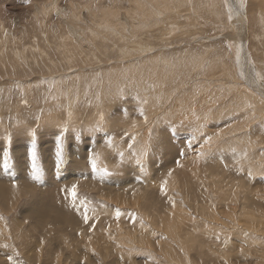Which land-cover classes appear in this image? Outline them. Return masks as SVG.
I'll use <instances>...</instances> for the list:
<instances>
[{
    "label": "rangeland",
    "instance_id": "obj_1",
    "mask_svg": "<svg viewBox=\"0 0 264 264\" xmlns=\"http://www.w3.org/2000/svg\"><path fill=\"white\" fill-rule=\"evenodd\" d=\"M224 4L0 0V44L11 50L9 59H0V264H223V257L264 264V79L255 75L264 78V0H245L239 15L232 10L233 20ZM126 45L134 49L126 53ZM32 132L37 180L30 176ZM90 151L111 176L93 174ZM203 169L224 181L210 192L198 187L199 198L197 182L188 178ZM73 183L75 206L61 191ZM199 199L208 201L201 207ZM207 204L216 217L206 216ZM150 206L155 213L175 210L194 235L164 237L168 230L161 234L145 217ZM191 236L212 241L198 250ZM130 249L143 254L134 251L129 261Z\"/></svg>",
    "mask_w": 264,
    "mask_h": 264
},
{
    "label": "snow or ice",
    "instance_id": "obj_2",
    "mask_svg": "<svg viewBox=\"0 0 264 264\" xmlns=\"http://www.w3.org/2000/svg\"><path fill=\"white\" fill-rule=\"evenodd\" d=\"M23 3L24 4H28L30 3V0H23ZM246 4H245V0H234V3L229 5L227 3V0H225V7H228L230 9V12H229V15H228V19L229 20H232L233 16H232V10H235L236 14L239 15L240 12L245 8ZM229 48L232 47L231 44H228L227 45ZM239 47V46H238ZM237 60H239V52H237ZM256 77L258 79H264L261 77V74L260 73H255ZM240 76L241 78L243 79L244 78V73L241 72L240 73ZM23 93V90L21 89V94ZM23 103H26V101H22ZM143 103H147V101H143ZM139 112H140V115H144V112H143V108H139ZM126 114V113H125ZM37 120L40 119L39 116L36 117ZM103 121V114H100L99 116V122H102ZM145 121H147V117H145ZM98 122V123H99ZM66 130V128H65ZM96 130H99V127L97 126ZM171 131L175 132V126H173L171 128ZM31 135V138H32V149L30 150L29 152V156L31 158V172H30V176H31V179L32 180H37L39 178V170L37 169V166H36V153H35V133L32 132L30 133ZM217 136L219 135V133L216 134ZM62 136H63V133H61V135L57 136L56 138V141H57V147H56V158H57V166L59 167L60 163L62 162ZM7 139H11V137H7ZM134 140V137L132 138ZM212 137L209 136L205 139V144H210L212 142ZM106 143L108 145V147H112V138L111 137H108L106 139ZM201 147L203 148V145H201ZM129 148L131 149L132 148V144H129ZM262 148V151H261V155H264V145L261 146ZM119 155L121 157H123L124 153L123 152H120ZM181 155H183V153H181ZM198 155H203V153H198ZM248 156V152L247 150H244L243 151V158H247ZM88 160H89V163L91 165V169H92V172L93 174H96V173H100L101 174V177L103 176H111L113 173L109 172V170L107 169V167H98L97 165V161L99 160V154L95 153L94 151H90L89 152V155H88ZM137 163H140L139 160L136 161ZM177 166H180L179 165V161H177ZM3 168L5 170H7L9 168V163H8V153L5 151L4 153V162H3ZM141 171H143V169H141ZM168 175H171V172L169 171ZM247 175L249 178H251L254 173L252 172L251 169H248V172H247ZM260 177L261 179H264V171H262L260 173ZM139 179V178H138ZM167 184V180H164L163 182H161L160 184V191L162 194L166 193V187L165 185ZM13 188H15L17 185L15 184V182H13ZM61 191L62 192H66L68 193L71 198H72V206H75L76 205V200H77V184L76 183H73L71 185L70 188H61ZM169 202L172 204L173 208L175 207V201H172L171 198H169ZM89 203H91L89 201ZM80 205H83L84 206V212H83V221L84 223L87 225L89 224V215H88V208H87V205L85 204V201L82 199L80 200ZM116 216L119 217L121 215V212L119 209L116 210ZM132 218L134 219L135 218V214L133 213L132 214ZM3 217L0 216V220H2ZM193 219H195L193 217ZM25 223H27V221H25ZM95 227V225H92L91 228L89 229L90 231ZM205 227H207V225H205ZM244 237L245 238H248L249 237V233L248 232H244L243 233ZM214 238L218 241V242H221V233L220 232H216L214 233ZM91 238L89 237V240ZM229 239H231V237H228L226 239H224L222 241V243L224 245H227L228 244V241ZM41 245L43 246L44 244V240L41 239L40 241ZM2 247L4 248H8L9 245L8 244H4L2 245ZM15 251V249H13ZM90 251H93V254L95 255V252L94 250H91ZM135 251L136 255H142L143 253L141 252V250H133V249H130L129 250V261H131V258H132V254L133 252ZM240 254L242 255L243 254V247L240 248ZM15 255L16 256H19V252L18 251H15ZM148 256L151 257V253H148ZM57 258H59V253H57ZM7 259L11 262L13 260V257L12 256H8ZM223 260V264H228V261L227 260H224L223 258H221ZM120 260L123 261L124 260V256H121L120 257ZM20 264H22V262H20Z\"/></svg>",
    "mask_w": 264,
    "mask_h": 264
},
{
    "label": "bare ground",
    "instance_id": "obj_3",
    "mask_svg": "<svg viewBox=\"0 0 264 264\" xmlns=\"http://www.w3.org/2000/svg\"><path fill=\"white\" fill-rule=\"evenodd\" d=\"M224 1V0H222ZM225 5V4H224ZM259 6V5H258ZM19 9V8H18ZM229 14V13H227ZM233 16V15H232ZM235 17V16H233ZM235 19V18H233ZM232 19V20H233ZM239 19V18H238ZM233 22V21H231ZM236 22V21H235ZM133 23V22H132ZM2 24V23H0ZM235 24V23H234ZM133 25V24H132ZM1 26V25H0ZM233 26V25H232ZM133 28V27H132ZM11 32V31H10ZM28 38V37H27ZM4 42V41H3ZM2 42V44H0V59H9L10 57V52L11 50H6L8 45H4ZM18 42V41H17ZM129 45V43H128ZM2 48V49H1ZM11 49V48H10ZM131 49H134L133 47L130 49L129 46H125V51L126 53H129V50ZM5 50L6 52H8V55L6 56V53L3 51ZM5 54H4V53ZM134 52V51H133ZM3 56V58H2ZM43 60L44 62H47V63H52V62H49L51 61L50 59H41ZM49 65V64H48ZM45 67V65H44ZM51 81V80H50ZM103 93H105V91L103 90ZM6 97H7V94H6ZM48 98V97H47ZM46 98V99H47ZM50 98V97H49ZM52 107V106H51ZM102 128V126H101ZM204 171V174L203 175H198L197 174V170H194L192 171V173L189 175V178L188 179H191V181H194V182H197L196 183V196H198L199 198H203L204 195L200 192L199 189H197L198 187H205V188H208L209 189V192H210V187L211 186H214V185H218L220 182L224 181V180H220V181H216L217 177H216V172L213 171V170H209V169H203ZM215 173V174H214ZM178 178V175L175 174L173 176V179H177ZM206 179V180H205ZM225 179V178H224ZM170 181H173V180H170ZM199 182V183H198ZM234 193H235V190L233 191L232 193V196L233 198L230 199V201H236V198L234 196ZM134 197L138 198L137 194H134ZM204 203L200 204V199L197 200L199 203V206H203L208 200L207 199H203ZM196 202V201H195ZM245 207V206H243ZM257 208L259 207H252V209L254 211H259ZM204 210H207V213L206 216L208 217H216V212H215V208L211 205V204H207L204 208ZM71 213H73L72 210H70ZM206 212V211H205ZM59 213L63 216V219L65 218L64 216V213H63V210L62 209H59ZM176 211H170V212H160V213H155L154 212V208L153 206H150L149 208V211L145 212V217H150L152 218L154 224L156 226H158L160 228V231H161V234H163L166 230L167 233H165L163 236L166 237V236H169L171 238H176L177 235L179 234L180 238H182L183 236L186 235H189L193 232V230H191V225L187 224L185 222V220H182V218L179 216V215H176ZM74 214V213H73ZM75 215V214H74ZM56 220H62V218H58L56 217L55 218ZM118 226V225H116ZM126 227V226H125ZM196 231V230H195ZM173 233H176V234H173ZM193 234V233H192ZM194 235V234H193ZM185 239V238H184ZM186 239L189 240V238L186 236ZM190 240H192V242L194 243V246L196 247H193V248H197L198 250H200L202 248L201 246V243L200 242H205V243H208V241H212V239L210 240L209 238H204V237H197V236H191L190 237ZM161 242H164L165 241V238L160 240ZM185 243V241L183 242V244ZM215 243V242H214ZM182 244V245H183ZM185 247V246H184ZM181 248V247H180ZM116 249V248H115ZM219 249V248H218ZM162 250H165V247L162 248ZM116 253H117V250H116ZM213 256V255H212ZM223 257V255H221ZM238 256V255H237ZM204 257V256H203ZM246 257V256H245ZM252 257V256H251ZM207 258V257H206ZM213 258V257H212ZM217 258H215L214 260H216ZM223 259H225V257H223ZM125 260V259H124ZM249 260V259H248ZM171 261V259H170ZM169 261V262H170ZM194 261V260H193ZM210 261V260H208ZM212 261V260H211ZM253 261V260H252ZM123 262V261H122ZM165 263H167V261H165ZM178 263H181V261L178 260ZM194 263V262H193ZM210 263V262H209ZM208 263V264H209ZM240 262L239 261H236V262H232V263H228V264H239ZM198 264V263H197ZM207 264V263H206ZM243 264V263H242ZM244 264H250L247 262V260L245 261L244 260ZM257 264H260V263H257Z\"/></svg>",
    "mask_w": 264,
    "mask_h": 264
}]
</instances>
